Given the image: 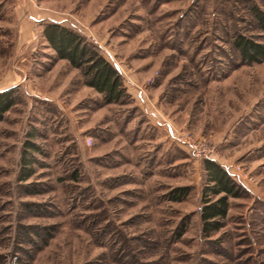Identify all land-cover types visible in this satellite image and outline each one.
I'll return each instance as SVG.
<instances>
[{"label":"rangeland","instance_id":"obj_1","mask_svg":"<svg viewBox=\"0 0 264 264\" xmlns=\"http://www.w3.org/2000/svg\"><path fill=\"white\" fill-rule=\"evenodd\" d=\"M253 7L264 0H0V92L14 98L0 119V264H264V60L234 46L264 41ZM54 22L117 69L119 101L56 57ZM205 159L240 187L209 234ZM176 187L187 193L168 199Z\"/></svg>","mask_w":264,"mask_h":264},{"label":"trees","instance_id":"obj_2","mask_svg":"<svg viewBox=\"0 0 264 264\" xmlns=\"http://www.w3.org/2000/svg\"><path fill=\"white\" fill-rule=\"evenodd\" d=\"M252 14L260 30L264 32V11L253 7ZM43 36L57 58L65 59L81 70L85 84L100 92L104 102H117L122 98L124 87L117 69L76 31L60 23H47L43 28ZM234 46L243 62L264 60V41L239 34L235 37ZM13 103L12 89L0 92V119ZM203 168L206 171L207 185L202 191L200 220L202 231L209 234L222 226V219L227 215L228 198L239 196L240 187L219 163L205 159ZM27 170L21 177L22 180L30 174L29 169ZM186 193L187 187H176L169 191L168 199L179 200Z\"/></svg>","mask_w":264,"mask_h":264},{"label":"built area","instance_id":"obj_3","mask_svg":"<svg viewBox=\"0 0 264 264\" xmlns=\"http://www.w3.org/2000/svg\"><path fill=\"white\" fill-rule=\"evenodd\" d=\"M176 138L180 141L186 142L192 150L195 152V155H199L200 149L205 147V145L199 141L193 140L190 137H186L185 135H177Z\"/></svg>","mask_w":264,"mask_h":264}]
</instances>
